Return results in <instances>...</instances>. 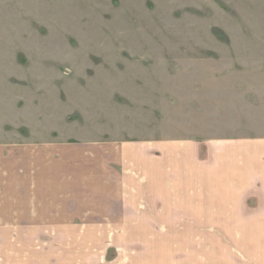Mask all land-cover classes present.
Masks as SVG:
<instances>
[{
    "label": "rangeland",
    "instance_id": "1",
    "mask_svg": "<svg viewBox=\"0 0 264 264\" xmlns=\"http://www.w3.org/2000/svg\"><path fill=\"white\" fill-rule=\"evenodd\" d=\"M243 136L264 137V0H0V144ZM131 232L41 238L61 264H143L155 233Z\"/></svg>",
    "mask_w": 264,
    "mask_h": 264
},
{
    "label": "crops",
    "instance_id": "2",
    "mask_svg": "<svg viewBox=\"0 0 264 264\" xmlns=\"http://www.w3.org/2000/svg\"><path fill=\"white\" fill-rule=\"evenodd\" d=\"M56 231L155 233L143 264H264V137L0 144V264H61L41 238Z\"/></svg>",
    "mask_w": 264,
    "mask_h": 264
}]
</instances>
